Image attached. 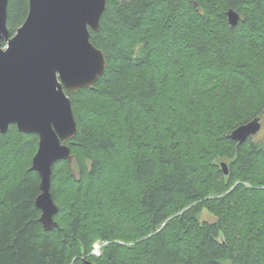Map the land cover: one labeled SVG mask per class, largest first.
Listing matches in <instances>:
<instances>
[{
    "label": "trees",
    "instance_id": "trees-1",
    "mask_svg": "<svg viewBox=\"0 0 264 264\" xmlns=\"http://www.w3.org/2000/svg\"><path fill=\"white\" fill-rule=\"evenodd\" d=\"M27 13L8 1L10 36ZM90 41L106 69L66 92L76 133L50 178L58 227L35 205L37 135L0 133V264H264V0H106ZM254 118L258 134L230 138Z\"/></svg>",
    "mask_w": 264,
    "mask_h": 264
},
{
    "label": "water",
    "instance_id": "water-1",
    "mask_svg": "<svg viewBox=\"0 0 264 264\" xmlns=\"http://www.w3.org/2000/svg\"><path fill=\"white\" fill-rule=\"evenodd\" d=\"M8 1L0 0V133L15 124L19 132L37 135L31 160L40 179L35 205L43 228L51 230L58 227V207L50 193L52 168L62 160L72 162L66 141L76 133L66 92L92 87L105 72L104 54L90 41V30L99 29L106 0H28L26 18L13 36L6 26ZM226 17L230 26L240 19L231 8ZM261 128L254 118L233 129L230 138L242 143ZM221 168L228 174L225 162Z\"/></svg>",
    "mask_w": 264,
    "mask_h": 264
},
{
    "label": "rangeland",
    "instance_id": "rangeland-1",
    "mask_svg": "<svg viewBox=\"0 0 264 264\" xmlns=\"http://www.w3.org/2000/svg\"><path fill=\"white\" fill-rule=\"evenodd\" d=\"M264 122V120H263ZM198 218L200 221H213L214 220V216L209 213L208 211L206 210H203L199 215H198ZM106 242H103L101 243L100 241L96 242L93 246V249L91 251V254H94V255H99L100 254V245L102 244H105Z\"/></svg>",
    "mask_w": 264,
    "mask_h": 264
},
{
    "label": "bare ground",
    "instance_id": "bare-ground-1",
    "mask_svg": "<svg viewBox=\"0 0 264 264\" xmlns=\"http://www.w3.org/2000/svg\"><path fill=\"white\" fill-rule=\"evenodd\" d=\"M260 119V118H259ZM260 121H261V119H260ZM262 122V121H261Z\"/></svg>",
    "mask_w": 264,
    "mask_h": 264
}]
</instances>
